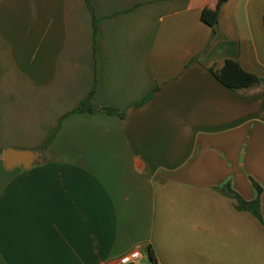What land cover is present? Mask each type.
Instances as JSON below:
<instances>
[{"label":"crops","instance_id":"1","mask_svg":"<svg viewBox=\"0 0 264 264\" xmlns=\"http://www.w3.org/2000/svg\"><path fill=\"white\" fill-rule=\"evenodd\" d=\"M216 3L0 0V264H264V224L224 190L257 183L264 216V87L213 73L264 78V0H227L215 38Z\"/></svg>","mask_w":264,"mask_h":264},{"label":"trees","instance_id":"2","mask_svg":"<svg viewBox=\"0 0 264 264\" xmlns=\"http://www.w3.org/2000/svg\"><path fill=\"white\" fill-rule=\"evenodd\" d=\"M88 6L91 10H93L92 6V0H86ZM227 2V0H217V3L211 6H208L205 8L202 14L203 21L211 26L214 31V37L218 35V26H219V19H220V11L223 4ZM97 22L98 19L95 17V28H97ZM217 79L223 83L228 88L243 92L244 94H248V92L252 89L264 87V78L254 74L252 72H249L243 68V66L240 64V62L229 59L226 61L224 67L218 71L213 72ZM94 94L93 91L81 104L79 107H77L74 112H90L95 113L99 109L97 105L94 103ZM149 98H146L142 103H145ZM141 103V104H142ZM109 114H118V109L116 108H105L104 109ZM62 124L60 125L61 128ZM59 128V129H60ZM59 129L52 135V137L49 139L47 144L44 146L43 150H48L50 144L53 142L55 136L57 135ZM3 152L0 151V155ZM258 189V196L254 200H247L245 197H243L239 192H237L231 184H227L224 187V190L227 194L231 195L236 200V206L239 210H246L252 212L260 221L264 224V216L262 212V193L263 188L255 184ZM151 260L153 263H156V258L154 253L151 251Z\"/></svg>","mask_w":264,"mask_h":264},{"label":"water","instance_id":"3","mask_svg":"<svg viewBox=\"0 0 264 264\" xmlns=\"http://www.w3.org/2000/svg\"><path fill=\"white\" fill-rule=\"evenodd\" d=\"M40 156L39 152L17 151L13 149L7 150L4 154L8 168H13L17 165H23L27 169L32 168L35 165L43 163Z\"/></svg>","mask_w":264,"mask_h":264},{"label":"built area","instance_id":"4","mask_svg":"<svg viewBox=\"0 0 264 264\" xmlns=\"http://www.w3.org/2000/svg\"><path fill=\"white\" fill-rule=\"evenodd\" d=\"M120 264H144V254L137 248L120 258Z\"/></svg>","mask_w":264,"mask_h":264}]
</instances>
